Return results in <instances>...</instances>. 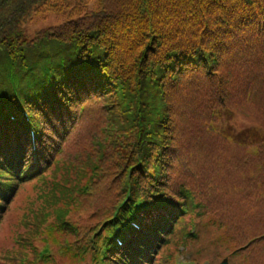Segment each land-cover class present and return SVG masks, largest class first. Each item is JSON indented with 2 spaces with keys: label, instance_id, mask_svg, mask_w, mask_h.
I'll use <instances>...</instances> for the list:
<instances>
[{
  "label": "trees",
  "instance_id": "obj_1",
  "mask_svg": "<svg viewBox=\"0 0 264 264\" xmlns=\"http://www.w3.org/2000/svg\"><path fill=\"white\" fill-rule=\"evenodd\" d=\"M35 16L58 23L28 38ZM236 115L237 136L218 128ZM76 126V171L132 196L110 233L140 216L108 264H157L183 209L264 264V0H0V222L3 187L58 161Z\"/></svg>",
  "mask_w": 264,
  "mask_h": 264
},
{
  "label": "rangeland",
  "instance_id": "obj_2",
  "mask_svg": "<svg viewBox=\"0 0 264 264\" xmlns=\"http://www.w3.org/2000/svg\"><path fill=\"white\" fill-rule=\"evenodd\" d=\"M57 23V19L35 16L23 28L32 38ZM237 118L241 124L246 122ZM218 128L237 136L230 123L222 122ZM85 133L76 126L64 142L65 154L58 161L51 157L39 177L18 189L0 222V264H88V256L81 255L90 253V238L97 239L95 233L101 235L104 218L119 201L111 198L113 189L106 188L110 178L105 180L97 164L83 174L81 164L77 166L81 171L72 164L84 150L81 137ZM60 149L61 145L57 151ZM104 180L106 183L100 184ZM208 188L202 186L200 192ZM233 251L223 230L210 225L206 217L188 213L157 258L165 264H219L225 258L229 264H243Z\"/></svg>",
  "mask_w": 264,
  "mask_h": 264
},
{
  "label": "water",
  "instance_id": "obj_3",
  "mask_svg": "<svg viewBox=\"0 0 264 264\" xmlns=\"http://www.w3.org/2000/svg\"><path fill=\"white\" fill-rule=\"evenodd\" d=\"M223 264H226V262H224Z\"/></svg>",
  "mask_w": 264,
  "mask_h": 264
}]
</instances>
